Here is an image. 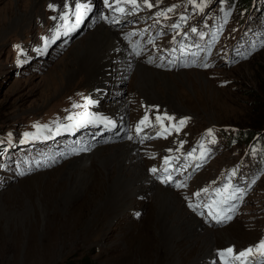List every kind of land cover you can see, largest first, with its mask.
Here are the masks:
<instances>
[{"label":"rangeland","instance_id":"obj_1","mask_svg":"<svg viewBox=\"0 0 264 264\" xmlns=\"http://www.w3.org/2000/svg\"><path fill=\"white\" fill-rule=\"evenodd\" d=\"M30 2L28 7L33 2L37 3V12L28 14V11L25 12L23 9L26 3L23 7H18L19 0H0V129L4 128L2 133L17 132L18 137L29 130L30 119L46 111H56L60 104L65 103L66 96L75 90H85L88 98H91L90 93L93 92V83L85 86L77 81L63 95L51 103L48 102L49 104L46 103L50 99H48L49 96L43 95L45 82L51 74H55V70L60 73L62 79L67 78V67L61 63L70 59L72 49L89 28L85 24L66 45L55 47L43 59V66L22 71L19 76L11 72L10 45L12 41L31 37V49L36 54L40 49V43L44 41L42 38H51L55 33H61L64 26L63 20L57 27L56 24L59 15L63 12L65 0H30ZM150 2L155 4L156 0H150ZM49 4L55 5V8H49ZM155 7L156 10H162L172 6L159 3ZM173 12L174 10L171 13ZM244 12L242 7L234 12L230 29L238 23V19L244 15ZM25 13H27L26 21L31 24L33 21V24L24 28L20 24L19 16ZM53 17L56 19H52ZM95 23L97 21L93 24ZM20 46H22L21 43ZM139 61L151 66L145 58ZM155 69L164 70L169 82L164 83L157 76L155 80L157 87L154 86L153 90L154 96L149 97L146 93L134 88L137 76L134 68H128L120 75V84L115 89L107 87L105 98L100 106L98 105L101 110L108 111L102 106L105 101H111L114 105L116 97L125 99L127 109L124 113L129 114L132 122L153 109L168 111L175 116L190 119L176 133L175 138L151 141L143 146L147 154V157H143L145 160L143 172L146 174H148V167L154 166L166 149L172 147L177 139H185L186 135L199 132L202 127L209 124L244 127L248 125V122L264 123V50L261 48L227 67L220 65L213 70L205 71L198 67ZM104 74L105 72H102L101 76ZM225 80L227 82H224ZM90 87L91 90H89ZM104 88L106 87L102 88V93ZM131 90L133 92H130ZM96 91L94 88V94ZM153 98L159 101H153ZM99 108L86 104L85 109L100 110ZM117 141H103L96 146L102 144L104 148ZM241 149L242 144L237 142L221 155L216 156L214 161H211L199 173L192 187L175 190L166 186L172 189L183 207L200 219L207 229L221 231L232 226L235 230L234 233H230L232 229H229L227 236L217 237L216 245L223 247L213 246L210 249V257L203 258L201 255L199 262L192 258L198 251L196 248L201 247L200 242H197L195 248L192 246L190 250L187 248L188 242L183 240L181 247L185 249L180 255H166L160 252L152 244L150 245L151 241L148 242L150 238H145V241L141 240L142 243H139L141 231L149 227L148 213L151 211V206L155 210V204L150 200L148 193L140 192L136 186L131 188L129 197L124 202L126 205L119 206V200H111L110 207L104 208L102 214L96 209L101 204L100 200H97L99 192H94L87 186L86 193L85 188H82L80 193L85 196L82 206L66 217H62L52 202L55 197H59L61 191L71 186L68 185V181L73 176L75 178V173L69 177L64 170L65 168L70 170L69 160L80 156L79 154L72 155L58 165H50L52 167L48 169L18 179H4L0 175V264H218L215 254L232 246L225 244L233 243L236 246H242L257 239L260 232L257 227L248 228V221L244 215L225 225L209 227L205 224L203 217H198L189 204L196 197L193 195L196 193V188L203 181L215 179L217 169L233 163L240 155ZM87 166L92 165L88 163ZM27 168L29 171L37 170L35 166ZM42 168L46 167L42 166ZM60 178L66 180L63 186L58 188L47 186L48 182ZM87 178L89 183L90 175ZM104 181L107 182L105 179ZM160 186L165 187L162 184ZM261 188H264V174L251 193L254 203L261 200L263 205L264 191ZM93 195L96 197L92 198ZM139 199H141L140 203H138ZM92 206L93 208L90 209ZM112 209L114 211L110 212ZM54 211L57 215H52ZM133 212L137 213L134 217ZM258 222H264V207ZM136 230L139 236H135ZM225 238L228 241H224ZM210 260H213L212 263H209Z\"/></svg>","mask_w":264,"mask_h":264},{"label":"bare ground","instance_id":"obj_2","mask_svg":"<svg viewBox=\"0 0 264 264\" xmlns=\"http://www.w3.org/2000/svg\"><path fill=\"white\" fill-rule=\"evenodd\" d=\"M29 3H31L30 0H19L17 5L18 7L25 5L23 9L25 12L28 11L27 13L29 14L36 11L37 7L36 2H33L28 7ZM27 13L23 14V16L20 14L19 16L20 24L24 28L30 27L33 24V21L32 24L26 21L27 17L25 16ZM33 15L32 17H34ZM88 27L84 36L72 49L70 59L61 63L67 67V78L62 79L60 73L55 70V74H51L50 78H47V81L45 80L43 95L44 97L49 96L48 99L50 98L46 103H51L63 95L77 81L83 83L85 86L93 83L92 87L96 88V93L99 97L101 96L102 88L107 87V85H104L107 79H109L108 87L115 89L120 84L121 79L117 71L122 70L123 73L128 68H134L137 76L134 88L146 93L149 97L154 96L153 90L154 86H156L155 80L157 76H159L158 79L162 82H169V79L164 74V70L160 71L159 69H155L156 67L152 68L133 58L124 43L120 40L115 28L105 25L102 22H97ZM102 72H105V74L101 76ZM73 80L75 81L72 82ZM89 90H91V87ZM130 92L133 91L131 90ZM116 98L117 100L114 98L116 100L114 105L111 101L108 102L107 100L102 104L103 108L112 113H124L127 109L126 100ZM152 100L159 101L154 100V98ZM137 149L138 147L134 142L119 139L114 144H109L104 148L102 144L98 145L93 148V151L91 150L89 153L80 154V156L70 159L68 163L70 170L65 168L64 172L69 177L75 173V178L74 176L70 178L68 185L71 186L61 191L59 197H55V200H53L52 203L56 205V211L61 213L62 217H66L81 207L85 196L80 192L82 188L88 186L94 192H99L97 200H100L101 204L96 209L102 214L104 208L108 209L110 207L111 200H119V206H123L129 197L131 188L136 186L140 189V192L143 191L144 194L148 193L150 200L155 204V210L151 206V211L148 213L149 227H145L147 230L141 231V238L139 237L138 239L139 243H142L141 240L145 241V238H150L148 240V242L151 241L150 245L152 244L160 252L166 255H180L185 249L181 247L183 240L188 242L187 248L190 250L192 246L195 248V244L200 242L201 247L196 248L198 251L192 256L193 259H197L196 262H199L201 255H203V258L210 257V249L213 246H218L216 248L223 247L216 245L215 242H218L217 237L220 235L227 236L232 226L221 231L207 229L200 219L196 218L193 213L183 207L171 188L160 186L161 184L155 183L148 174L143 172L145 160ZM88 163L92 166L88 167ZM88 175L91 177L89 183L87 182ZM64 182L66 180L60 178L59 180L48 182L47 186L58 188L63 186ZM85 190L87 193L88 188H85ZM95 197V195L92 196V198ZM140 202L141 199H139L138 203ZM92 208L93 206L90 207V209ZM134 208L136 207L134 206ZM56 211L52 215H57ZM113 211L114 209L110 212ZM234 231L232 229L230 233H234ZM134 234L135 236H139L137 230ZM225 240L227 239L225 238ZM225 245H228V243Z\"/></svg>","mask_w":264,"mask_h":264},{"label":"snow or ice","instance_id":"obj_3","mask_svg":"<svg viewBox=\"0 0 264 264\" xmlns=\"http://www.w3.org/2000/svg\"><path fill=\"white\" fill-rule=\"evenodd\" d=\"M221 3H223V0H220ZM142 3L147 6L148 8H152L155 7L156 5H158L160 3V0H156L155 4L150 2V0H142ZM188 3L191 4L193 6V10L194 11H203V8L206 6L207 4V0H188ZM125 4H131L133 7L131 9V12H135L138 8H139V3L138 0H104V5L105 7L111 9L114 12H118L123 14H131L127 8L123 7L122 5ZM49 8H55V5L53 4H49L48 5ZM176 6L173 5L172 7H169L167 9H162L160 12L156 13L157 18L163 16L165 19L169 18L168 17V13L172 12L173 9ZM64 8L68 11L62 12L60 14V18L61 20L64 21L65 26H67L68 30L65 31L64 33H62V35H70L72 32L76 31L81 24L84 23V19L87 17V14L90 13L93 8H92V0H87V2H81V0H76L74 6L70 5L67 0H65V4H64ZM74 9V10H73ZM81 9H83V13L81 12ZM75 18V22H73L72 18ZM52 19H56L55 17H53ZM181 21H186L187 17L184 15H181L180 17ZM116 22V21H114ZM157 23H159V19H157ZM179 24H173L171 25L172 28H179ZM191 31L193 33H196L198 30L195 27L191 28ZM179 34V33H178ZM201 37H203V33H198ZM59 35H61L60 33H55L51 38L49 37H43L42 39L44 40V47L43 49H41V53L46 51L48 46H49V42L50 39L51 41H55L56 39L59 38ZM185 36H187V33H184ZM175 40V37L173 38ZM16 47H19L18 45ZM183 50V49H181ZM172 51H176V49H172ZM137 55H139V53H137ZM203 67H209L208 64H203ZM85 101L87 104H91L94 101H92L91 99H89L88 97H84ZM73 108H77L80 107V105L76 104L75 102H73L72 105ZM158 107V106H155ZM75 117H82V118H86L84 122L87 123H92L94 122L95 119H99V122L101 123H106L108 125H111L112 127H115V124L113 123V121H111L110 119L107 118H94L92 116V114L90 113H69V115L67 117H65V119L72 121ZM168 119L169 121H176V118L173 116H168L167 113L164 114V117ZM160 115L156 116V121L157 122H161L163 119ZM189 118L188 117H183L180 118L178 121H176L175 124L171 125V127L169 128H164L163 125L161 124V127L163 129V131L169 132L171 131V128H175V130L178 132L180 130L181 127H183L185 125V123L187 122ZM148 122V123H146ZM74 126H80V123H76L75 125L73 124H67V125H59L58 130H68L69 128H72ZM141 126L144 127H148V126H152L151 122L149 121V116L147 114V112L145 113L144 117L138 122L137 126H136V131L137 134L139 135V133L143 130ZM34 127L36 128H47L48 125H39V124H35ZM162 132H158L157 135H161ZM206 134L208 136H212L213 134V130L212 129H208ZM33 134L31 133H24V136L27 138L32 137ZM129 139H131V137H129ZM184 142L181 141V145ZM209 143H215V140H209ZM199 147L201 149V159H203L207 154H208V150H206L205 145L203 144V142H200ZM87 150V149H85ZM179 149H177L178 151ZM169 151H171V149H169ZM195 152V149H193L192 152H189L187 155L188 156H192L193 153ZM171 157H165V162L167 163L169 160H171ZM151 171L153 173H155L157 171L156 168H152ZM231 175H235V170H232ZM171 181V177H166L164 179H162V182H170ZM214 183V182H213ZM177 187H182L183 185L177 183L176 184ZM233 188V185H231L230 183H225L222 188H217V189H210V188H204L201 189V192H205V193H209V192H214L217 194H221V193H229L228 195H221L219 197V199L213 200L211 196H209V203L205 204L204 207L209 208V215L212 216L213 219L217 220V222H221L222 219H231L232 217L230 215L225 216V212L226 211H231L232 209H227L224 207V205H226L228 203V201L230 199H233V195H231L230 190ZM236 191H239V189L237 188ZM193 195L199 196L200 193H194ZM189 207H194V205H192L191 203L189 204ZM213 209H215V213L213 211ZM219 257L221 258V262L222 264H233L234 261H240V264H264V259H256L255 257L259 256L261 258H264V238H261L260 241L254 245V246H249L248 248H245L242 251H239L238 253L235 251V249L233 247H229L223 250H220L218 252Z\"/></svg>","mask_w":264,"mask_h":264},{"label":"trees","instance_id":"obj_4","mask_svg":"<svg viewBox=\"0 0 264 264\" xmlns=\"http://www.w3.org/2000/svg\"><path fill=\"white\" fill-rule=\"evenodd\" d=\"M264 50V49H263ZM236 126V125H235ZM240 131H234L233 132V138H237L238 137V139H244V140H247V141H249V140H251V138L253 137L252 135H254L253 133H257V134H259L258 132H261L262 130H264V123H262V122H259V121H257L256 123H250V122H248V125H246V126H236ZM255 130H256V132H255ZM252 131H254V132H252ZM251 133V134H250ZM238 135H240V136H238ZM251 135V136H250ZM245 136V137H244ZM248 137V138H247ZM250 137V138H249ZM263 138V139H262ZM249 139V140H248ZM261 141H264V133L263 134H261L260 135V137H259V139L256 141V143H260Z\"/></svg>","mask_w":264,"mask_h":264}]
</instances>
